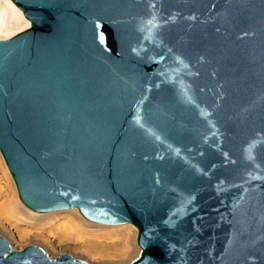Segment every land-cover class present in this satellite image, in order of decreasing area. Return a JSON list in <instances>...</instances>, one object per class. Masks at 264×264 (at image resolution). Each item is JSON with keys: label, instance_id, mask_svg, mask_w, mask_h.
Wrapping results in <instances>:
<instances>
[{"label": "water", "instance_id": "obj_1", "mask_svg": "<svg viewBox=\"0 0 264 264\" xmlns=\"http://www.w3.org/2000/svg\"><path fill=\"white\" fill-rule=\"evenodd\" d=\"M0 153L22 204L131 224L129 264H264V0H10ZM0 264H90L0 235Z\"/></svg>", "mask_w": 264, "mask_h": 264}, {"label": "rangeland", "instance_id": "obj_2", "mask_svg": "<svg viewBox=\"0 0 264 264\" xmlns=\"http://www.w3.org/2000/svg\"><path fill=\"white\" fill-rule=\"evenodd\" d=\"M28 25L22 13L9 0H0V38L9 37ZM0 190L3 195L8 193L4 199L7 197L14 200L18 207L13 215L0 212V235L12 248L21 249L28 244H34L51 257L68 253L90 264H129L139 252L135 241L136 229L131 224H94L82 218L75 209L36 213L26 208L17 196L1 156ZM123 234L124 239L121 237ZM95 252L101 253L99 255Z\"/></svg>", "mask_w": 264, "mask_h": 264}, {"label": "bare ground", "instance_id": "obj_3", "mask_svg": "<svg viewBox=\"0 0 264 264\" xmlns=\"http://www.w3.org/2000/svg\"><path fill=\"white\" fill-rule=\"evenodd\" d=\"M10 1V0H9ZM11 2V1H10ZM12 3V2H11ZM13 4V3H12ZM14 5V4H13ZM15 6V5H14ZM16 7V6H15ZM17 8V7H16ZM18 9V8H17ZM19 10V9H18ZM20 11V10H19ZM21 12V11H20ZM29 23V22H28ZM0 156H1V153H0ZM1 158H2V160H3V157L1 156ZM3 162H4V160H3ZM4 164H5V162H4ZM5 166H6V164H5ZM6 169H7V167H6ZM7 171H8V169H7ZM8 173H9V171H8ZM9 175H10V173H9ZM11 177V176H10ZM12 179V178H11ZM13 181V180H12ZM15 186V185H14ZM5 190V189H4ZM8 191V190H7ZM6 191V192H7ZM3 191H1L0 190V212H2L3 214H10V215H13L14 214V212L15 211H18V207H16V204H14V203H16V202H14V200H12V199H8L7 197H5L6 199H4L3 197L5 196V195H7V194H5V195H3V193H2ZM3 198V199H2ZM21 202V201H20ZM22 203V202H21ZM12 206H13V208H12ZM19 206V205H18ZM71 210V209H70ZM74 210V209H73ZM17 214V213H16ZM21 215V214H20ZM26 215V214H25ZM71 215V214H70ZM14 217V216H13ZM26 216H24V218H25ZM19 218V220H21L20 219V217H18ZM27 218V217H26ZM29 218V217H28ZM34 218V217H33ZM83 218V217H82ZM39 219H42V218H40L39 217ZM22 220H24V219H22ZM7 222V221H6ZM9 222H11L10 220H9ZM13 224V223H12ZM14 224H15V222H14ZM94 224H96V223H94ZM103 225H106V224H103ZM117 225H124V224H117ZM126 225V224H125ZM15 227H16V225H15ZM18 227V226H17ZM16 227V228H17ZM15 228V229H16ZM17 230H18V228H17ZM22 230V229H21ZM45 232V231H44ZM120 232V231H119ZM19 233V232H18ZM21 235H22V233H21ZM123 239H124V234L121 236ZM77 240V239H76ZM79 241V240H78ZM85 241V240H84ZM82 242V241H81ZM82 243H84V242H82ZM81 244V243H80ZM79 244V245H80ZM86 244H87V241H86ZM85 244V245H86ZM83 245V244H82ZM88 246V245H87ZM90 246V245H89ZM78 247H81V246H78ZM94 247V246H93ZM95 253H97V254H99L100 255V253L101 252H95ZM94 253V254H95ZM96 254V255H97Z\"/></svg>", "mask_w": 264, "mask_h": 264}]
</instances>
